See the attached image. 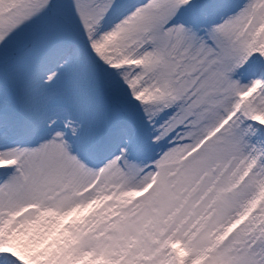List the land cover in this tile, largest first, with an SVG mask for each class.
Segmentation results:
<instances>
[{
    "label": "snow or ice",
    "instance_id": "snow-or-ice-1",
    "mask_svg": "<svg viewBox=\"0 0 264 264\" xmlns=\"http://www.w3.org/2000/svg\"><path fill=\"white\" fill-rule=\"evenodd\" d=\"M0 264H264V0H0Z\"/></svg>",
    "mask_w": 264,
    "mask_h": 264
}]
</instances>
